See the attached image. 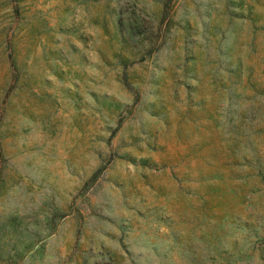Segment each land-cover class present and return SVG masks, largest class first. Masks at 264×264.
Listing matches in <instances>:
<instances>
[{"label":"rangeland","instance_id":"obj_1","mask_svg":"<svg viewBox=\"0 0 264 264\" xmlns=\"http://www.w3.org/2000/svg\"><path fill=\"white\" fill-rule=\"evenodd\" d=\"M0 264H264V0H0Z\"/></svg>","mask_w":264,"mask_h":264}]
</instances>
